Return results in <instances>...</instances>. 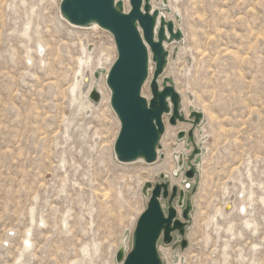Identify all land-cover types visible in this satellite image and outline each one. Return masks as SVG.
Returning <instances> with one entry per match:
<instances>
[{
	"label": "rangeland",
	"instance_id": "374dc122",
	"mask_svg": "<svg viewBox=\"0 0 264 264\" xmlns=\"http://www.w3.org/2000/svg\"><path fill=\"white\" fill-rule=\"evenodd\" d=\"M60 2L0 0V264H118L116 252L131 247L146 208L143 184L162 173L153 175L154 163L116 158L121 124L104 81L117 49L99 25L79 28L74 39L91 45L92 73L82 74L103 97L95 104L85 94L81 104L80 89L73 94L79 44L75 61L65 44L57 55ZM153 7L185 33L170 44L166 70L184 111H205L196 130L204 149L189 246L161 243L165 264H264V0H153ZM39 40L50 44L42 66ZM100 57L109 60L96 69ZM143 90L151 97L150 84ZM166 123L158 161L172 172L177 153L193 148L177 137L181 123ZM243 203L247 213L238 210Z\"/></svg>",
	"mask_w": 264,
	"mask_h": 264
},
{
	"label": "water",
	"instance_id": "95a60500",
	"mask_svg": "<svg viewBox=\"0 0 264 264\" xmlns=\"http://www.w3.org/2000/svg\"><path fill=\"white\" fill-rule=\"evenodd\" d=\"M129 3L127 10L125 0H61L60 13L74 25L97 24L113 35L117 58L106 83L111 91V107L121 124L114 145L119 161L152 164L163 159L167 118L174 126L191 124L188 131L183 129L177 134L179 140L193 148L190 154L181 153L177 160L181 169L187 164L183 174L186 187L173 184L165 172L155 182L146 181L142 187L146 208L137 220L131 247L127 249L122 244L116 252L118 264H165L160 243L174 244L182 250L189 246L187 232L193 223L194 197L200 188L198 159L203 154L196 130L205 121V113L193 110L187 116L183 96L174 78L166 74L171 57L166 44L182 41L184 31L155 9L153 0ZM147 83L150 98L143 94ZM91 96L95 101L101 98L97 90Z\"/></svg>",
	"mask_w": 264,
	"mask_h": 264
},
{
	"label": "bare ground",
	"instance_id": "6f19581e",
	"mask_svg": "<svg viewBox=\"0 0 264 264\" xmlns=\"http://www.w3.org/2000/svg\"><path fill=\"white\" fill-rule=\"evenodd\" d=\"M129 1L130 0H125V3H126V9L127 10H129L130 9V3H129ZM154 7H156L155 5H154ZM162 7H159V9L161 10V12L163 11L162 9H161ZM62 16V15H61ZM169 19H171V18H169ZM175 22H176V24H177V26H178V21H177V19H173ZM59 24L61 25V28H59L57 31H56V34H55V36H57L55 39H54V41L58 44V46H57V55H61L62 54V46L65 44V47H66V52L70 55V58L71 59H74V55H73V46H75V44H79L78 45V47L76 48L77 50H78V52H79V56L78 57H76L75 59H76V70H75V73H77V79H76V82L74 83V85H73V88H72V92H73V94H75L76 93V91L78 90V89H80V92H81V97H80V101H81V104H83V100L85 99V97H86V95L85 94H88L89 95V98H90V102H93V103H95V104H97L98 103V101H95L93 98H92V96H90V94L92 93V91L93 90H97L100 94H102V97H103V90H101L100 88H99V86H97V82H94V83H91V82H89L88 81V79L85 77V74H82V73H87L86 75L87 76H89V73H92V68H91V64H92V52H91V50H92V47H91V45H87L85 42H84V39L83 38H81V37H79V39H80V43H77V42H75V39H74V36H77V31H78V29L79 28H88V27H82V26H77V25H74V24H72V23H70L69 21H67L63 16H62V18L60 19V21H59ZM93 26H98L97 24H94V25H92V26H90V27H93ZM99 28H101L100 26H98ZM65 31V32H64ZM51 33V32H50ZM49 33V34H50ZM68 34L69 36H70V38H71V40H69V41H65L64 39H63V37H65V34ZM25 35L26 36H28L29 37V34L26 32L25 33ZM74 41V42H73ZM55 42H53V43H55ZM49 43H43L41 40H39V42H38V48H37V53L39 54L38 55V57H39V60H38V63H39V65H43V64H46V63H48V61H47V59H46V48H47V45H48ZM50 45V44H49ZM115 46V45H114ZM166 46H167V48L169 49V47H170V44L169 43H167L166 44ZM50 47V46H49ZM49 47H48V49H49ZM31 50V49H30ZM30 50H29V53H28V59L30 60H32V56H31V54H30ZM105 55V54H104ZM116 57L117 56H115V58L111 61V64H110V66H108V69H107V72L109 71V69H110V67H111V65L113 64V62L115 61V59H116ZM58 58V57H57ZM75 59H74V61H75ZM109 60V58L107 57L106 59H105V57H100L99 58V60H98V65H97V67H96V69L98 68V67H103V66H105V63H107V61ZM48 67H50V66H48ZM61 67V66H60ZM72 67V66H71ZM153 67H154V64H151V68L153 69ZM62 68H64L63 66H62ZM95 72H96V70H95ZM106 77H107V75H106ZM53 83V82H52ZM149 86V83H148V85L145 87V88H147ZM104 87H105V89L107 90V92H108V95H109V103H110V98H111V91H110V89L108 88V86H107V83H106V78H105V81H104ZM144 88V89H145ZM144 91V90H143ZM146 91H147V89H146ZM180 91V90H179ZM144 93V95L145 96H147L148 98L150 97V94H147V92H143ZM180 93H181V91H180ZM181 95L183 96V94L181 93ZM184 98V97H183ZM76 99H78L76 96H74V100H76ZM185 99V98H184ZM205 112V111H204ZM220 121V120H219ZM180 125H182L181 126V129L180 130H188V129H185V128H187V127H190L189 125L188 126H186L187 124L186 123H181ZM178 126V125H177ZM173 127H176V126H173ZM186 146V145H185ZM204 149V148H203ZM177 155H178V153H177ZM176 155V157L178 158V156ZM161 163H164V160H160V161H158L156 164L154 163V165H155V170L153 171V175L156 177V175H158V173H160V172H165V173H167V174H169V175H171V177H170V179L172 180V183L173 184H175V183H180V186H182V187H186V185H187V182H185L184 180L183 181H181L180 180V178H181V174L179 175V172L182 170L180 167H179V165L177 164L173 169H172V172H170L168 169H165V168H161ZM149 165H152V164H149ZM179 176H178V175ZM183 175V174H182ZM132 177V176H131ZM158 177V176H157ZM140 180H142V176L141 175H139V182H140ZM146 181H148V180H146ZM145 181V182H146ZM190 184H192V182L190 183ZM244 192V191H243ZM262 201L264 202V198H262ZM229 204V205H228ZM227 205H228V207H227ZM227 207V208H226ZM234 208H235V204H233V201H232V199L231 198H229V200L226 202V204H225V210H234ZM238 210H239V212L240 213H242L243 211H245V213H247L248 212V210H247V207H246V205L243 203L242 204V206L240 205L239 207H238ZM230 211H228V213L230 212ZM142 213V212H141ZM217 213L218 214H220V216L223 214V212H222V208H219L218 210H217ZM242 215V214H241ZM217 215L215 214L214 216H213V220L214 219H217V217H216ZM33 218H34V212H33V216H32ZM42 221H44V220H42ZM217 224V223H216ZM245 224L247 225V226H254L255 228L254 229H257V226H258V224L255 222V221H253V220H251V219H248V218H246V220H245ZM252 228V227H251ZM218 229V228H217ZM228 230L229 231H232L233 230V225H230L229 227H228ZM30 236H31V229H29V231H28V236H27V238L25 239V246H24V250H27V249H29L30 248V246H31V239H30ZM125 245V247L128 249L129 248V245L127 244V243H125L124 244ZM159 248H160V252H161V243H160V245H159ZM23 250V251H24ZM22 255H23V252H22Z\"/></svg>",
	"mask_w": 264,
	"mask_h": 264
}]
</instances>
